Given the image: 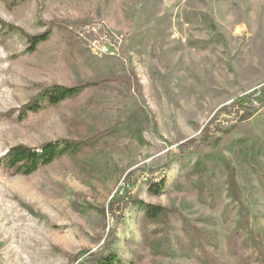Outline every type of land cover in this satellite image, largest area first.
Listing matches in <instances>:
<instances>
[{
  "label": "rangeland",
  "instance_id": "374dc122",
  "mask_svg": "<svg viewBox=\"0 0 264 264\" xmlns=\"http://www.w3.org/2000/svg\"><path fill=\"white\" fill-rule=\"evenodd\" d=\"M0 19L16 28L0 43V157L82 145L29 176L0 169V264H93L104 245L121 264H264V0H0ZM54 84L83 90L19 120ZM138 200L166 214L146 222Z\"/></svg>",
  "mask_w": 264,
  "mask_h": 264
},
{
  "label": "trees",
  "instance_id": "16d2710c",
  "mask_svg": "<svg viewBox=\"0 0 264 264\" xmlns=\"http://www.w3.org/2000/svg\"><path fill=\"white\" fill-rule=\"evenodd\" d=\"M15 30L16 28L14 26L7 24L0 19V43ZM50 34L51 27H48L38 34H34L31 36L26 35L27 50L29 52H33L38 44L49 39ZM82 90L83 85L66 87L54 84L52 86L46 87L40 90L29 102L21 106L18 118L19 120H24L29 114L37 113L45 107H55L63 101L75 98L81 93ZM256 100L259 104H263L264 95H259L258 97H256ZM242 101L244 102L243 99H240L237 101V103L243 110H245V112H247L248 109L243 105ZM251 110L253 111L254 109ZM226 131V129L223 130L222 128L218 127V125H216L213 127V131L208 130L207 134L200 137L199 142H208L210 135L213 132L224 133ZM199 142H195V140H189L183 143V145L181 146V151L183 152L185 150H189ZM81 147V143L69 139H62L55 142H46L39 148H32L26 145L17 144L10 147L0 157V169L8 175L29 176L36 172L38 169L50 165L52 162L59 158L74 155L78 150H80ZM163 186V180L159 182L150 181L148 182L146 191L149 194L158 195L160 194ZM125 196L126 195H121L120 197H118L116 202H122L123 199H126ZM130 198L132 200V197ZM137 203L141 205L142 217L146 222H156L166 214V210L160 205L143 203L140 200H138ZM251 237V244L255 249V252H257L258 258H261L262 262L264 263V249L260 245L259 234L254 233ZM207 242L209 244H212L210 243V239ZM88 258L90 259L89 261L93 264L122 263L117 257L116 253L108 245H104L97 252L89 254ZM197 260L202 264H216L214 259L206 253H203V255L197 258ZM243 260L247 262L250 260V257L248 256V258H244Z\"/></svg>",
  "mask_w": 264,
  "mask_h": 264
},
{
  "label": "built area",
  "instance_id": "2783aa9c",
  "mask_svg": "<svg viewBox=\"0 0 264 264\" xmlns=\"http://www.w3.org/2000/svg\"><path fill=\"white\" fill-rule=\"evenodd\" d=\"M257 94L258 95H263L264 94V91H257Z\"/></svg>",
  "mask_w": 264,
  "mask_h": 264
}]
</instances>
